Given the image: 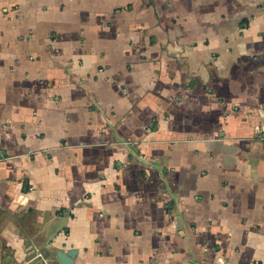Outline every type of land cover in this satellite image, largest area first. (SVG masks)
Returning a JSON list of instances; mask_svg holds the SVG:
<instances>
[{"label": "crops", "instance_id": "1", "mask_svg": "<svg viewBox=\"0 0 264 264\" xmlns=\"http://www.w3.org/2000/svg\"><path fill=\"white\" fill-rule=\"evenodd\" d=\"M261 130L264 0H0V264H264Z\"/></svg>", "mask_w": 264, "mask_h": 264}, {"label": "built area", "instance_id": "2", "mask_svg": "<svg viewBox=\"0 0 264 264\" xmlns=\"http://www.w3.org/2000/svg\"><path fill=\"white\" fill-rule=\"evenodd\" d=\"M259 135H260V137H261L260 139H261L262 142L264 143V130H261Z\"/></svg>", "mask_w": 264, "mask_h": 264}, {"label": "water", "instance_id": "3", "mask_svg": "<svg viewBox=\"0 0 264 264\" xmlns=\"http://www.w3.org/2000/svg\"><path fill=\"white\" fill-rule=\"evenodd\" d=\"M75 253H76V252L73 251V252H70L69 255H70V256H73Z\"/></svg>", "mask_w": 264, "mask_h": 264}]
</instances>
